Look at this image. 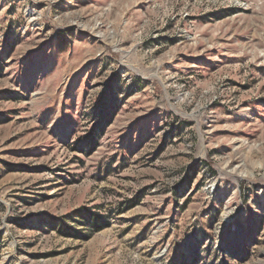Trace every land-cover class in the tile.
Masks as SVG:
<instances>
[{
	"label": "rangeland",
	"instance_id": "obj_1",
	"mask_svg": "<svg viewBox=\"0 0 264 264\" xmlns=\"http://www.w3.org/2000/svg\"><path fill=\"white\" fill-rule=\"evenodd\" d=\"M0 264H264V0H0Z\"/></svg>",
	"mask_w": 264,
	"mask_h": 264
}]
</instances>
